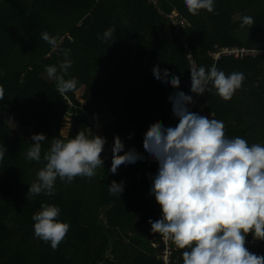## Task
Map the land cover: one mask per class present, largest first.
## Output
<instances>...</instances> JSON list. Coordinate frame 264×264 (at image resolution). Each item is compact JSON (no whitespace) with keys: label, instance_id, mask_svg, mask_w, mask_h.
Returning <instances> with one entry per match:
<instances>
[{"label":"trees","instance_id":"trees-1","mask_svg":"<svg viewBox=\"0 0 264 264\" xmlns=\"http://www.w3.org/2000/svg\"><path fill=\"white\" fill-rule=\"evenodd\" d=\"M214 2L215 13L201 10L194 16L184 0H159L157 7L149 0H0V145L6 146L0 161V264H165L161 236L149 223L161 218L150 194L158 165H148L143 138L150 124L160 121L172 127L178 120L172 114L171 94L191 92L185 42L197 67L215 65L226 75L244 74L242 87L228 102L211 86L209 109L224 122L229 138L264 145V0ZM173 12L187 23L178 32L167 18ZM244 15L254 18L250 29L240 27ZM109 28H115L114 39L98 38ZM45 32L56 39L55 49L42 39ZM217 48L258 49L259 55L216 62L211 54ZM64 49H70L67 59L72 62L65 79L76 77L78 84L61 95L45 66L59 69ZM156 65L179 76V87L155 79L151 70ZM94 114L114 121L97 134L91 129ZM8 121L18 127L11 128ZM67 123V139L87 128L112 146L118 136L125 151L134 148L145 159L112 174L111 149L106 158L101 155L103 168L91 179H57L55 195L33 196L29 186L46 163L43 157L51 140L65 139ZM37 133L47 140L42 142L41 160L29 161L26 152ZM112 181L123 182L119 196L109 193ZM42 203L58 206V220L70 225L55 251L34 236L32 216ZM246 247L264 256V241L254 240L251 233ZM171 264H183L182 250L176 249Z\"/></svg>","mask_w":264,"mask_h":264},{"label":"clouds","instance_id":"clouds-1","mask_svg":"<svg viewBox=\"0 0 264 264\" xmlns=\"http://www.w3.org/2000/svg\"><path fill=\"white\" fill-rule=\"evenodd\" d=\"M191 15L201 10L215 13L214 0H184ZM255 21L252 16L241 17L240 27L249 29ZM115 28L103 33L102 39H114ZM42 39L54 49L57 41L47 32ZM259 55V50L256 49ZM64 62L45 66L50 80L56 82L63 95L77 88L76 77L65 79L72 62L67 59L70 49H64ZM153 77L173 88L180 84L179 76L158 65L152 68ZM190 91L197 96L209 92V85L225 102L232 99L242 87L245 76L233 71L225 74L215 65L207 70L195 64L190 68ZM170 77V80L167 79ZM4 88L0 86V100ZM172 114L178 118L175 127H165L156 121L144 133L143 148L157 163L151 176L150 194L160 206L161 218L149 220L151 231L159 233L176 249L182 250L183 264H264V256L249 251L246 236L264 241V145L252 143L240 136L229 138L222 120L200 115L189 110L191 95L183 91L169 96ZM131 138V137H129ZM31 146L26 152L29 161L41 160L43 133L31 136ZM106 138L94 135L90 129L78 131L73 138H53L43 159L44 167L37 172V180L29 186L28 193L55 195L57 179L71 183L76 177L95 176L103 168L101 153ZM123 152V154H120ZM6 146L0 145V161L5 158ZM145 157L134 148L125 151L118 136L113 138L112 162L109 171L117 174L122 165L135 164ZM111 195L121 194L123 182L112 181L108 186ZM60 208L42 203L34 213L35 238L57 250L66 238L70 225L60 222Z\"/></svg>","mask_w":264,"mask_h":264},{"label":"built area","instance_id":"built-area-1","mask_svg":"<svg viewBox=\"0 0 264 264\" xmlns=\"http://www.w3.org/2000/svg\"><path fill=\"white\" fill-rule=\"evenodd\" d=\"M150 3L154 4L155 7L158 6V2L159 0H149ZM179 15L175 12H173L170 16H167V18L171 21V25L174 27L175 32L180 31L181 28L186 27L187 23L185 20H183L182 18L178 17ZM184 46L186 48V52H185V56L186 59L189 61L191 67L193 66V64L196 65L194 56L192 54V51L189 49L187 43H184ZM218 50V51H217ZM217 52L215 53V57L214 60L216 62L222 60L224 57H234L236 59H241L244 57H257L258 55L256 54V51H247L245 49H220L217 48ZM197 66V65H196ZM209 92H205L203 95L197 96L196 94L190 92L188 95H191L193 98V103L188 105L189 110L192 112H196L199 113L200 115L203 116H208L210 118H215L218 119V115L211 111L209 109L210 107V102L212 99V92H211V85H209ZM178 123V120L172 125V127H175L176 124ZM148 160L149 163L148 165L154 164L156 163L152 157L149 155L148 156ZM161 236V241L164 244V249L161 251V255L160 258L163 260V262L165 264H171L172 262V258L175 254L176 248L174 245L171 244L170 241H166L163 239L162 235L159 234Z\"/></svg>","mask_w":264,"mask_h":264},{"label":"rangeland","instance_id":"rangeland-1","mask_svg":"<svg viewBox=\"0 0 264 264\" xmlns=\"http://www.w3.org/2000/svg\"><path fill=\"white\" fill-rule=\"evenodd\" d=\"M177 14H178V13H177ZM178 17H179V16H178ZM217 51H218V50H217ZM217 51H215L214 53L211 54V56H212L213 58L215 57V53H216ZM82 93H83L82 91H79V92H78V99H79V100L82 102V104L84 105V104H85V101H83V100L81 99ZM74 109H75V107H74ZM68 120H70V119L68 118ZM92 120H93V125H92L91 129H92L93 132H94V131L97 132V134H99L100 129H101L102 127H104L105 125L110 124L111 122L114 121V119H113L112 117H110V118L99 119V118H97V115L94 116ZM8 124H9V126H10L11 128H13V129H16V128L18 127V124H17L16 122H14V121H8ZM68 130H69V124L67 123V124H65V126H64V128H63V131H62L63 134H64V136H65V139H67ZM109 151H110V145H109V144H105V145H104V150H103V152L101 153V155H102L104 158H106L107 155H109V154H107V153H109ZM105 211H106V209H102V210L100 211V213H99V222H100L101 225H103V223H104Z\"/></svg>","mask_w":264,"mask_h":264},{"label":"crops","instance_id":"crops-1","mask_svg":"<svg viewBox=\"0 0 264 264\" xmlns=\"http://www.w3.org/2000/svg\"><path fill=\"white\" fill-rule=\"evenodd\" d=\"M96 115H97V118H99L98 114H94L93 117L96 116ZM175 122H176V121H175ZM175 122H174V123H175ZM174 123H173V124H174ZM173 124H172V125H173ZM106 144H109V145H110V151H109V153H107V154L110 155V153H111V149H112V143H109V142L106 141ZM109 155H107V156H109Z\"/></svg>","mask_w":264,"mask_h":264}]
</instances>
